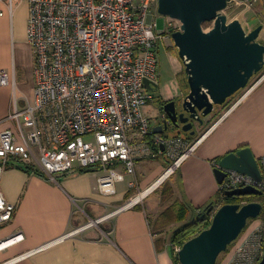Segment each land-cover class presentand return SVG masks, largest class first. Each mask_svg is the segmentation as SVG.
Listing matches in <instances>:
<instances>
[{
  "label": "built area",
  "instance_id": "2783aa9c",
  "mask_svg": "<svg viewBox=\"0 0 264 264\" xmlns=\"http://www.w3.org/2000/svg\"><path fill=\"white\" fill-rule=\"evenodd\" d=\"M157 3L158 0H28L26 32L34 51L35 85L31 102L20 110L15 108L8 116L14 129L0 128V179L7 167L30 161L48 175L69 171L76 165L94 167L102 171L97 179L99 192L112 195L115 183L124 174H135L136 158L152 152L147 143L133 145L130 131L152 135L154 145L163 147L171 162L165 170L169 171L167 176L195 151L208 130L193 142L180 135L160 136L153 133V125L143 113L142 108L154 100L152 88L158 85L160 40L180 26L177 21L170 29L169 22L166 32H157L153 20ZM3 14L0 9V16ZM263 80L264 67L232 104ZM8 82L7 73L0 71V85ZM257 161L261 181L227 170L219 191L254 186L264 193V155ZM164 179L145 189L147 193ZM133 198L119 209L142 199L132 201ZM14 211L15 204L7 201L0 189V224L8 221ZM111 214L92 219L64 236L97 225ZM21 238L18 233L0 241V251ZM242 238L221 264L259 262L264 252V225H257ZM180 247L174 246V252Z\"/></svg>",
  "mask_w": 264,
  "mask_h": 264
},
{
  "label": "crops",
  "instance_id": "0c3cea01",
  "mask_svg": "<svg viewBox=\"0 0 264 264\" xmlns=\"http://www.w3.org/2000/svg\"><path fill=\"white\" fill-rule=\"evenodd\" d=\"M262 1L263 6L252 15L261 11L263 17L251 23L262 25L258 41L264 44ZM16 2L18 0H11L10 8L8 0H0V9L4 12L0 16V71L6 72L9 79L7 85H0L1 129H14V122L8 116L15 108L20 110L31 102L35 85L34 51L26 32L29 6L26 1L22 6ZM25 80L31 81L30 93L21 88ZM150 105L152 119L147 116L154 126L162 112L154 102ZM22 127L29 131L25 124ZM194 129V136L186 138L189 142L208 131L195 151L174 171L167 189L163 183V189L155 188L144 200L142 197L141 202L122 209L119 208L133 195L150 187L171 163L164 149L154 145L152 135L141 136L130 131L129 140L133 145L147 143L152 152L136 158L135 174H124L115 183L116 192L112 195H104L98 190L97 179L102 173L99 168L80 170L76 165L69 171L48 175L35 161L7 167L1 175L0 189L5 199L15 204V211L8 221L0 224V241L18 233L22 238L0 251V262L176 264L174 246L160 243L158 234L168 231L172 235L192 220L194 211L198 209L195 212L198 213L218 194L220 183L213 169L223 155L244 146L250 147L256 158L264 155V80L234 105L230 104L200 133L195 126ZM178 133L157 134L173 136ZM118 168L122 170L121 166ZM168 192L169 196L163 195ZM181 207L187 212L183 214ZM110 213L113 214L97 225L64 236L76 227ZM262 220L260 217L253 219L251 227ZM230 252L231 249H227L224 256L227 258Z\"/></svg>",
  "mask_w": 264,
  "mask_h": 264
},
{
  "label": "water",
  "instance_id": "95a60500",
  "mask_svg": "<svg viewBox=\"0 0 264 264\" xmlns=\"http://www.w3.org/2000/svg\"><path fill=\"white\" fill-rule=\"evenodd\" d=\"M233 4L234 0H158L157 11L180 23L170 38L184 66L188 91L178 99L179 108L175 100L163 104L160 111L164 117H157L153 133H167L173 126L194 135V122L203 123L216 106L223 105L263 69L264 44L258 41L262 25L246 31L239 18L228 22L220 18L221 12ZM205 23L211 26L204 28ZM145 86L151 88L148 81ZM227 170L257 181L262 179L257 158L248 146L230 151L218 160L213 172L219 183ZM224 194L243 197L261 195L262 191L244 186ZM262 209L260 201L205 205L191 223L210 215V224L181 245L177 252L179 264H216L218 256L239 237L248 220L257 218ZM257 264H264V252Z\"/></svg>",
  "mask_w": 264,
  "mask_h": 264
},
{
  "label": "rangeland",
  "instance_id": "374dc122",
  "mask_svg": "<svg viewBox=\"0 0 264 264\" xmlns=\"http://www.w3.org/2000/svg\"><path fill=\"white\" fill-rule=\"evenodd\" d=\"M24 1H26L28 4V0H18V3L20 2V5L22 6V3H24ZM261 6H263L262 0H260V1L259 0H235V3L230 8H227L221 12L220 18L222 20H224L225 22H228L234 18H239L241 20V22L243 23V26L245 27L246 31H250L251 29H253L256 26L255 24H252L251 22L257 20L258 18L263 17V12H261V11L259 12L258 15H252L253 13H255L256 9L259 10L261 8ZM153 20L156 23L155 29L157 32H161V31L166 32V30L168 29V26H169V22L171 23L170 29L173 26H175L176 22H177L176 19H172L167 15L160 14L157 11V9L153 12ZM210 26H211V23H205L204 24V28H209ZM174 31H176V30H174ZM171 32H173V31H171ZM171 32L166 33L164 35V38L160 40L159 47L157 50L158 84H159L158 86H159V88L157 89L156 94L159 95L160 97H162V99H164V100L177 99L182 95L183 92L188 91V85H187V80H186V76H185V72H184V66H183L181 60L179 59L178 54H177V49L173 45V42L170 38ZM18 83L20 84L21 82L18 81ZM30 87H31V81L30 80L29 81L25 80L24 83L21 85V88L24 89L25 92L27 91L29 93H30ZM240 92H241V90L238 91L232 97H230L226 101L225 104L216 106L215 109L209 115L204 117V119H206V122H204L205 124L204 123L200 124L201 125L200 126L198 122H195L194 126L196 127V129H198L199 133L202 130H204L205 126L207 124H209V122H211L213 119L218 117L230 104H232L234 102V99L239 95ZM11 95H13L12 92H11ZM142 109L144 111L143 113H145L144 115H146V116L148 115L149 118L152 119V117H150V116L152 114L153 108L150 105V103L146 104ZM146 109L149 111H147ZM180 131H181L180 128H175L174 131L170 130L167 133L169 135H171V134H174L175 132H180ZM178 135L182 136L184 134L178 133ZM182 137H185V136H182ZM168 167H166L165 170ZM173 175H174V172L171 173L169 176H167L164 179V181L161 182L156 187L157 190H161V188L163 187V183H164V188L167 189V186L170 185L169 181ZM140 192H142V191H139L138 193L133 195L131 197V199L133 197L137 196ZM163 195H165L167 197V196H169V192L164 193ZM144 197L142 200L145 199ZM142 200H140V202ZM258 217H260V216H258ZM260 218H262V217H260ZM262 219L263 220L261 221L260 224L264 225V218H262ZM252 220H253V218L248 220L245 228L242 230L239 237L235 241H233L228 246L227 249H231V251H232L235 248V246L237 245V243L243 239L242 237H244L246 234L250 233V231L254 227L257 226L256 225L254 227H251ZM73 226H75V225H73ZM71 228H73V227H71ZM170 235H171V233L168 231H166L165 233L161 232L160 234H158V239H159L158 241L160 243H163V244H168L170 247L181 246L179 244H174V245L169 244ZM225 252L226 251L222 252L218 256L216 264H221V262H223L226 259V256H224ZM230 254L231 253H229V255ZM174 255L177 256V253L174 252Z\"/></svg>",
  "mask_w": 264,
  "mask_h": 264
},
{
  "label": "trees",
  "instance_id": "16d2710c",
  "mask_svg": "<svg viewBox=\"0 0 264 264\" xmlns=\"http://www.w3.org/2000/svg\"><path fill=\"white\" fill-rule=\"evenodd\" d=\"M157 89H158L157 86L152 88V90L154 92H156ZM156 100H157L156 102L158 104H162L164 102V100L160 96ZM179 133H183L185 135L184 138H190V137L194 136V135H190L188 132L180 131ZM90 169H92V167L81 168L80 170H90ZM249 201H260L263 203V209H262L259 216L264 218V193H262L261 195L231 197V196H226L222 191H218V194L215 195L214 198L209 201V203L221 205L224 203H234V202L245 203V202H249ZM180 209H181L183 214L187 212V210H185L184 207H181ZM201 210L202 209H199V211H201ZM196 211H198V209ZM196 211H194L195 215L193 216L192 220L197 217V213H195ZM181 215L182 214L180 213L179 218L182 217ZM191 221L188 222L187 224H185L184 226L178 228L177 230H175L172 233V235L170 237L171 245H174V244L182 245L186 240H188L192 236L196 235L197 233H199L201 230L205 229L206 227H208L210 224V215H204V216L200 217L198 220L194 221L193 223H191ZM174 261L176 264H179L176 255L174 256Z\"/></svg>",
  "mask_w": 264,
  "mask_h": 264
},
{
  "label": "flooded vegetation",
  "instance_id": "af4514ba",
  "mask_svg": "<svg viewBox=\"0 0 264 264\" xmlns=\"http://www.w3.org/2000/svg\"><path fill=\"white\" fill-rule=\"evenodd\" d=\"M158 85H159V84H158ZM158 85H157V87L159 88ZM186 93H187V91H186V92H183L182 95H181L180 97H183ZM158 97H159V95H157L156 92H155V94H154V100H153L152 102H154V103L157 105V107H158L159 109H161L162 106H163V104L166 103V102L169 101V100H175V101H176V107H177V108H179V106H180V103H179V100H178L180 97L177 98V99H167V100H164V99H163L164 102H163L162 104H158V103L156 102V101H157L156 99H157ZM161 98H162V97H161ZM162 115H163L162 117H164V114H162ZM162 117H161V119H163ZM194 123H195V122H194ZM171 129H173V126H171V128L169 129V131H170Z\"/></svg>",
  "mask_w": 264,
  "mask_h": 264
},
{
  "label": "bare ground",
  "instance_id": "6f19581e",
  "mask_svg": "<svg viewBox=\"0 0 264 264\" xmlns=\"http://www.w3.org/2000/svg\"><path fill=\"white\" fill-rule=\"evenodd\" d=\"M168 174H169V171L166 172V173H165V171H164V172L161 174V175H162V178L160 179L161 175L158 177V179H160V180L158 181V179H157V181H158L157 183H159L161 180H163ZM157 183H155L154 186H156ZM154 186H153V187H154ZM147 192H148V190L142 191L138 196H136L135 198H133L132 201H136V200L141 199L142 197L145 196V194H146Z\"/></svg>",
  "mask_w": 264,
  "mask_h": 264
}]
</instances>
